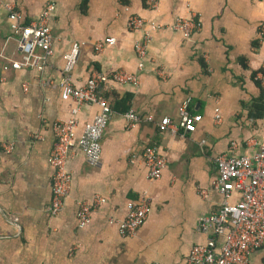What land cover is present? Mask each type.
Here are the masks:
<instances>
[{
    "label": "crops",
    "instance_id": "obj_1",
    "mask_svg": "<svg viewBox=\"0 0 264 264\" xmlns=\"http://www.w3.org/2000/svg\"><path fill=\"white\" fill-rule=\"evenodd\" d=\"M5 2L16 5L24 24L39 20L50 2L56 8L49 18L54 53L39 68H5L24 53L8 10L0 15V264H190L194 246L212 235L199 230V221L221 207L214 188L217 157L251 156L264 145V88L256 79L264 66V0ZM133 15L147 21L143 28L129 27ZM181 18L199 20L202 27L186 38L171 28ZM147 33L151 41L141 57L136 45ZM110 37L116 42L97 51L95 45ZM75 43L81 51L70 73L73 84L83 87L94 72L105 73L100 93L113 114L96 166L79 137L100 107L81 106L68 163L72 188L54 215V125L69 120L77 105L62 97L65 55ZM121 70L136 82L116 80ZM189 98L190 111L202 115L194 132L180 125L179 107ZM130 110L143 119L131 125ZM165 117L172 127L162 128ZM148 145L167 160L158 179L148 176ZM98 195L106 202L79 227V202ZM144 196L151 198L147 220L135 235H122L111 219H125L128 203ZM249 264H264V247Z\"/></svg>",
    "mask_w": 264,
    "mask_h": 264
},
{
    "label": "built area",
    "instance_id": "obj_2",
    "mask_svg": "<svg viewBox=\"0 0 264 264\" xmlns=\"http://www.w3.org/2000/svg\"><path fill=\"white\" fill-rule=\"evenodd\" d=\"M4 8L8 10L14 31L19 33V48L24 53L21 61H11V64L6 65L5 68L41 67L43 62L54 53V36L49 18L56 8V3L50 2L39 20L27 24L22 22L23 16L14 3L0 0V15ZM146 23L147 21L138 15H133L129 19V27L133 30L143 28ZM201 27V22L193 18H181L171 25L172 29L180 31L186 38L191 37ZM152 28H162V25L152 23ZM262 34H264V24ZM150 41L151 35L147 33L143 41L137 42V51L141 57L147 55ZM115 42L116 38L110 37L105 41H99L95 48L101 51ZM80 51L81 44L75 43L72 50L65 55L66 76L62 82V97L65 100L73 99L77 105L69 120H60L54 125L56 142L50 158L51 165L55 169L50 206L54 215L63 209L65 198L72 188V174L68 169V163L77 144L76 131L79 126L77 115L81 106L93 103L100 107L93 120L85 125L79 137L81 149L88 160L96 166L102 162V140L113 114L112 106L100 93L101 84L109 78L105 73L94 72L83 87H76L73 84L70 73L78 62ZM114 78L119 81L136 82V78L124 70L116 72ZM256 79L264 88V66L257 73ZM190 102L189 98L179 107L180 125L186 132L196 131L198 122L202 120V115L190 111ZM126 117L131 125L143 119V116L134 110L128 111ZM217 119L221 120L219 109H217ZM161 126L170 128L173 126V120L165 117L161 121ZM9 149L11 150L12 147ZM143 157L149 169L148 176L151 179L160 178L167 166L166 158L152 145L145 148ZM216 162L219 176L214 188L222 195L221 207L217 212L202 217L199 221V230L212 235L206 244L194 246L189 262L190 264H249L251 255L264 247V145L254 155L225 154L217 157ZM235 193H239V198H235ZM105 202L106 198L100 195L93 202L80 201L77 213L78 226L84 228L91 223L94 211ZM128 209L125 219H111V223L118 225L120 233L124 236L135 235L145 223L151 212V198L144 196L140 201H130ZM219 237L224 238L221 245L218 243Z\"/></svg>",
    "mask_w": 264,
    "mask_h": 264
}]
</instances>
